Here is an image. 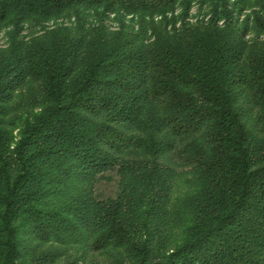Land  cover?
I'll list each match as a JSON object with an SVG mask.
<instances>
[{
    "label": "trees",
    "instance_id": "16d2710c",
    "mask_svg": "<svg viewBox=\"0 0 264 264\" xmlns=\"http://www.w3.org/2000/svg\"><path fill=\"white\" fill-rule=\"evenodd\" d=\"M0 33V264H264V0H0Z\"/></svg>",
    "mask_w": 264,
    "mask_h": 264
},
{
    "label": "rangeland",
    "instance_id": "374dc122",
    "mask_svg": "<svg viewBox=\"0 0 264 264\" xmlns=\"http://www.w3.org/2000/svg\"><path fill=\"white\" fill-rule=\"evenodd\" d=\"M195 10V9H194ZM195 12V11H194ZM193 12V13H194ZM1 36H2V33H0V38H1ZM102 189L107 193V194H109V193H111L112 192V185H105L104 187H102Z\"/></svg>",
    "mask_w": 264,
    "mask_h": 264
}]
</instances>
